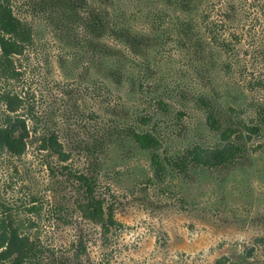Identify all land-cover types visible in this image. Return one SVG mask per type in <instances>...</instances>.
Listing matches in <instances>:
<instances>
[{
    "label": "rangeland",
    "instance_id": "1",
    "mask_svg": "<svg viewBox=\"0 0 264 264\" xmlns=\"http://www.w3.org/2000/svg\"><path fill=\"white\" fill-rule=\"evenodd\" d=\"M7 1L34 36L0 78L30 130L24 155L0 154L1 200L39 249L25 264H264V124L242 125L264 115V0ZM205 96L245 153L182 172L172 161L194 145L223 144ZM133 129L160 139L162 177ZM82 175L113 210L107 238L79 211Z\"/></svg>",
    "mask_w": 264,
    "mask_h": 264
},
{
    "label": "trees",
    "instance_id": "2",
    "mask_svg": "<svg viewBox=\"0 0 264 264\" xmlns=\"http://www.w3.org/2000/svg\"><path fill=\"white\" fill-rule=\"evenodd\" d=\"M0 30L4 35H0V78L6 83L15 79L16 69L13 65L15 55H21L27 46L34 42L33 32L30 26L18 19L13 12L12 6L7 0H0ZM229 50V45H224ZM0 101L6 103L7 111L0 113V154L4 151L19 157L27 151L30 130L27 126V118L14 115L24 107V99L18 95H12L8 91H1ZM212 98L200 97L198 102L207 114L209 127L220 134L223 144L219 147L205 148L201 145H194L183 157L172 161L174 167L182 172H186L191 167L218 168L227 166L242 158L245 153L243 135L237 134L230 126L225 127L218 119V113ZM158 106L161 110L168 112V105L160 100ZM38 124V119L30 112L29 117ZM143 125H148L151 119L142 117ZM262 123L254 127L242 124L248 131L259 133L264 124V115H261ZM241 125V124H240ZM130 135L134 142L144 150L151 152L152 165L156 174L162 177L166 173V167L158 149L161 146L160 139L149 131L131 130ZM233 136H236L234 139ZM47 146L53 153L63 160L68 159L62 143L56 133H51L47 139ZM80 187L83 188L85 201L79 203L81 215L98 225L102 233L107 238L115 222L113 210L107 205L104 198L97 195L98 181L95 176L82 175L77 178ZM7 207L1 200L0 193V214L5 218L0 223V264H25L38 255L37 245L31 236L24 233L22 227L17 224L8 213Z\"/></svg>",
    "mask_w": 264,
    "mask_h": 264
}]
</instances>
